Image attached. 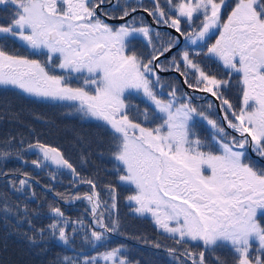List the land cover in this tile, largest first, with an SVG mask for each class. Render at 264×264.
<instances>
[{
    "label": "snow or ice",
    "instance_id": "snow-or-ice-1",
    "mask_svg": "<svg viewBox=\"0 0 264 264\" xmlns=\"http://www.w3.org/2000/svg\"><path fill=\"white\" fill-rule=\"evenodd\" d=\"M105 4L119 15L102 11ZM229 7L225 17L223 10ZM0 10L6 13L0 22V87L63 103L83 118L102 122L110 134L107 154L116 162L111 171L120 184L134 186L126 197L132 211L150 216L172 244L142 235L129 238L164 247L179 264H264V167L248 157L251 149L264 158V0H235L234 6L227 0H151L150 6L143 0H0ZM138 11L177 35L162 34L134 15ZM102 16L122 23L114 26ZM181 38L183 48L169 58ZM139 40L149 49L147 55L135 50ZM10 42L27 54L10 50ZM205 59L218 61L225 75L206 70ZM169 71L187 88L220 101L227 128L239 135H230L204 107L192 103L191 95L164 81L161 74ZM233 76L241 94L238 109L225 96ZM133 96L145 106L133 103ZM197 120L210 126L211 142L197 133ZM76 139L86 142L79 135ZM14 140L0 142V160L15 158L36 169L54 166L90 189L55 196L65 203L87 201L91 224L53 203L47 207L48 222L40 225L41 209L28 203L37 198L30 183L34 178L19 169L0 173L23 177L8 184L24 200L10 201L6 192L0 193V214L6 222L9 217L16 221L12 227L29 244L55 239L71 247L79 238L97 248L114 233L124 235L118 217L113 218V183L103 184L109 194L104 200L97 190L98 173L96 178L83 175L60 147L39 138L21 139L18 147ZM27 152L36 158L25 159ZM87 163L82 153L80 166ZM56 172H49L51 179ZM21 224H27V231ZM219 250H227L231 259ZM101 261L139 264L124 254V245L97 255L58 257L56 264Z\"/></svg>",
    "mask_w": 264,
    "mask_h": 264
},
{
    "label": "rangeland",
    "instance_id": "rangeland-1",
    "mask_svg": "<svg viewBox=\"0 0 264 264\" xmlns=\"http://www.w3.org/2000/svg\"><path fill=\"white\" fill-rule=\"evenodd\" d=\"M5 15L6 13L0 10V22H2V18ZM17 47L18 44L12 45L10 42V50L17 51ZM72 83L76 85L78 81L73 79ZM8 89L17 90L13 88H8ZM23 95L26 94L23 93ZM28 97L29 96L27 95L24 98L25 102L28 101L27 99ZM32 98L35 101L32 102L31 111L30 110L28 111L27 108L21 107V105L15 106V104L9 102L10 103L9 106L11 108L13 107L15 110L18 111L16 112L17 115L14 116V118L19 120L18 121L19 124L20 121H22L21 125H23L22 127H24L23 132H26L31 135H33V133L31 132L30 128L35 131L36 124L39 121V119H37L36 117H40L42 107L45 106V103L47 102L50 103L48 100H41L35 97ZM9 99L12 100L13 98L9 97ZM50 105L53 106L50 107L49 111L45 112L46 113L45 118H41L44 119L45 122H47V125L44 128L40 127V130H37V132L42 135L39 136V139L47 144L60 147L64 151L65 155L74 164L77 165V170L81 171L83 175L95 178V176H97L98 173L99 180L101 181V183L105 184L111 182L116 186L117 199H116L115 209H117V211H120L122 213H120V215L117 216L116 215L117 211H115V209L112 210V212L117 217H119L118 218L119 222L122 221L123 214H126L128 211L132 215L130 216V218L126 220L132 229L140 227L141 225L144 224V222L147 223L148 221L145 218L137 215L132 211L133 205L126 200V197L132 194V192L134 191V186L120 184L116 180V174L113 171H111L113 165L116 162L107 154L110 148V138H109L110 134L108 132H104L100 130L102 128L105 129V127L102 126V122L95 121L94 119L83 118L80 114L71 111V109L68 106L60 102L50 103ZM58 123H60L61 126H58L57 125ZM80 124H82L83 126H81ZM63 128L66 130L65 133ZM0 133L3 134V132ZM77 135L84 137L86 142L81 143L77 141L76 139ZM84 146L90 149V151L92 150L91 155H94V157L90 158L89 154H86L88 157V163L86 165L80 166V161L76 153L82 151ZM99 152H103L104 155L103 156L99 155L98 154ZM35 158H36V153L30 158V160ZM16 164H20V162L17 163L13 162V165ZM103 167H107V168L104 169ZM19 170L20 171L23 170L22 172L25 171L31 172L30 175L33 178H38L35 181L36 182L34 185L35 190L39 192V190L41 189L43 191L52 194L55 197V199L58 200L57 205L60 206L68 216L72 217L73 219L76 218L83 219L86 224L92 223L90 205L88 204L87 201L78 200V201H73L71 203H65L64 201L59 200V198L55 196V192L53 191L52 188L50 187L46 188L45 187L46 185H43L41 183L42 181L43 183L47 184V180H48L54 185H64V190L66 191V192L64 191V193L69 195L90 191L89 187L87 189L84 188L86 185L80 186L82 187L81 189H78L77 187L73 188L70 185V181L72 182V176L66 170H63L61 172H56L54 166L45 169H36L30 163L27 164V166L26 164H24V168H19ZM49 172H56L55 180L51 179ZM16 177H17L16 179L23 178L20 176H16ZM0 178H2V175H0ZM65 182H67L68 185H66ZM97 189L100 191L102 199L104 200L109 199V194L106 190H103V187L97 186ZM68 190L69 192H67ZM14 194L23 195L21 193H14ZM54 203L56 204V201ZM106 217H107V213H106ZM2 218L3 215L0 214V264H50L49 254H52L53 257L52 249L54 250V247L52 245H51L52 249L49 247V245L52 243V240H49L46 243L40 245H31L25 238H23L18 232H16V239L18 243L7 246L8 244H10V240L8 236L4 234L6 230L2 226V222H3ZM9 220L11 221V225H14L16 223V221L11 217H9ZM44 222L45 223L48 222V217L44 220ZM125 223L126 221L125 222L122 221L121 230L124 229L125 227L128 228V224L126 223L127 225H125ZM148 224L153 228L156 227L155 225H153L152 222L151 224L148 222ZM20 228L24 231H27L28 227L27 224H21ZM118 236H119L118 234L115 233L112 234L110 238L106 241L107 245L105 244V246H98L97 248H92L91 246L82 243L80 240H78L79 238H77L74 245L80 247L79 248L80 250L79 251L76 250L73 256L79 255L82 257L80 252L86 254V256L97 255L98 251L103 252L107 249L114 247L117 242L116 240L118 239L117 238ZM60 244L62 243L60 242ZM74 245L68 247L72 248L73 250L75 248ZM136 260L140 261L139 259ZM101 264H104V262L101 261Z\"/></svg>",
    "mask_w": 264,
    "mask_h": 264
},
{
    "label": "flooded vegetation",
    "instance_id": "flooded-vegetation-1",
    "mask_svg": "<svg viewBox=\"0 0 264 264\" xmlns=\"http://www.w3.org/2000/svg\"><path fill=\"white\" fill-rule=\"evenodd\" d=\"M143 3L145 6H150L151 0H143ZM227 3L230 6H234L235 0H227ZM102 11L109 12L112 17H116L119 15L118 10H114L111 5L105 4L101 6ZM230 12V7L225 8L223 10V14L226 17L227 14ZM99 14V12H98ZM137 17H143L145 22L148 24H152L154 28L158 29L162 34L163 33H169L172 36H176L177 34L173 29L168 28L164 25H155L152 21L151 17L147 16V14L143 13L142 11H138L135 13ZM102 19H106V22L109 24H112L114 26H118L120 23H122L119 19H110L107 17H103ZM215 37H213V40L210 42H214ZM183 38H181L180 45L177 46V49H173L172 52L168 53L167 56L170 58L178 49L183 48L184 46ZM194 47V46H193ZM134 48L136 51L141 52L145 55L148 54L149 49L145 47V44L142 40L134 41ZM17 52L21 54H27L23 48H21L19 45L17 47ZM165 58H162V60ZM206 64V70L210 71L211 73L216 74L218 77L225 75V70L222 68V65L219 64L218 61L214 60H208L205 59ZM162 78L164 81L168 83H175L178 89H183L184 92H187L189 95L193 97L192 103L197 105L198 107H204L208 114L213 118L216 119L219 123H222L225 126L226 131L230 135L238 136L239 134L236 133L234 130L227 128V122L223 120L224 111L220 107V101H218L215 97H212L210 93H204L199 91H193L192 89L187 88V86L184 84L183 79L174 71H169L166 73H162ZM238 77L233 76L232 77V84L230 88L225 92V96L232 102L235 108H239L241 103V94L239 90V85L236 83ZM167 98V97H165ZM132 102L135 104H139L141 107L145 106L144 101L137 97H132ZM211 103L214 107L212 109H207V105ZM195 128L197 133L200 135L201 138L208 140L211 142V129L210 126L207 125L206 121H199L197 120L195 123ZM104 132H108V130L105 128H102ZM101 130V129H100ZM109 133V132H108ZM248 157L249 159L256 164L258 167H264V158L258 157L256 154H254L251 149L248 151ZM86 211V210H84ZM117 211V209H115ZM120 211H117L116 215H120ZM132 214L127 211L126 214H123L122 221H126L130 218ZM142 217V216H141ZM150 224L152 222V219L150 216L144 217ZM122 221L120 224L122 225ZM148 222H144L143 225H141L138 228L132 229L131 226L128 224V228L122 229L124 232V235H120L117 237L116 244L114 247L119 245H124V254L130 259L134 261H138L136 259H139V264H179L177 260H175L173 257L169 256L167 251L164 247L160 249H156L151 247L150 244H144L142 241H139L135 238H129V237H135V236H144L147 237L150 241H159L163 245H171L172 241L166 239L163 235L159 233V231L153 227H151ZM125 223V225H127ZM153 223V222H152ZM154 225V224H153ZM107 245V243H106ZM220 255L225 256L227 259L230 260L231 255L226 250H219ZM181 259H184L183 257ZM185 264H190V262L186 261Z\"/></svg>",
    "mask_w": 264,
    "mask_h": 264
},
{
    "label": "trees",
    "instance_id": "trees-1",
    "mask_svg": "<svg viewBox=\"0 0 264 264\" xmlns=\"http://www.w3.org/2000/svg\"><path fill=\"white\" fill-rule=\"evenodd\" d=\"M26 96L27 95H23V93L18 89L17 90H11V89H5L3 87H0V132H3V134L0 133V142H2L5 138L15 137L13 144H15L16 146L19 147L20 146L19 141L21 139L25 140V142L27 143V142H34L36 138H39V136H42L41 134H39L37 132V130H40V127L44 128L47 125V122H45L44 119H41V118H45V116H46L45 112L49 111L50 107L53 106V105H50V103H56V102L49 101L50 103H48V102L45 103V106L42 107L40 119L36 124V129H35L36 132L30 128L31 132L33 133V135H31V134H28L26 132H23L24 127H22L23 125H21L22 121H20V124H19L18 123L19 120L14 118V116L17 115L16 112H18V111L15 110L13 107L11 108L9 106L10 105L9 102H12V104H15V106L21 105V107L27 108L28 111L29 110L31 111L32 102L35 100L29 96L27 98L28 101L25 102L24 98ZM9 97H12L13 99L10 100ZM57 125L61 126L60 123H58ZM80 125L83 126L82 124H80ZM101 130L103 131V129H101ZM65 131L66 130L64 129V133H65ZM26 143L24 146H26ZM96 151H98V150H96ZM82 153L83 154H89L90 158L94 157V155H91L92 150L90 151V149H88L86 146H84L82 151H79L78 153H76L78 158H79V161H80V157H81ZM34 154H35L34 152L25 153L24 154L25 159L30 160V158ZM13 162H16V163L20 162V164L13 165ZM26 166H27V164H26ZM19 168H24V164L18 159L11 158V159H7V160H0V173L11 172V171H14V170L19 169ZM103 168L105 169L107 167H103ZM23 170H25V169H23ZM23 170H21V171H23ZM28 173L30 174L31 172H28ZM16 178L17 177L13 176V175H9V176L2 175V178H0V193L6 192L8 194V196L10 197V201H15V202L19 203L22 200H24V196L14 194L13 191L11 190L10 185L8 184V181H10L12 179H16ZM95 178H96V176H95ZM36 179H38V178H34V181H36ZM30 183H32V187L34 188V185L36 182L30 181ZM41 183L43 185H47L48 187L52 188L55 193L56 192L64 193V191H65L64 185H54L48 180H47V184L43 183L42 181H41ZM65 183H66V185H68L67 182H65ZM100 183H101V181L98 179V184H97L98 187L103 186V183H101V184ZM70 185L73 188L77 187L78 189L82 188L80 186H85V185L74 184L71 181H70ZM88 187L89 186L86 185L84 188L87 189ZM34 190H35V188H34ZM35 192L37 194V198L34 200H29L28 203H29V207H31V208H40L41 209L42 214L36 220V223L43 225V224H45L44 220L48 217V215H47L48 205L53 204L55 201H56V204H58V200H56L52 194H50L46 191H43L41 189L39 190V192L36 190H35ZM67 192H69V190ZM47 197H50V198H47ZM84 206H85V204H84ZM116 217L117 216L114 214L113 218H116ZM2 221L4 222V223L2 222V226L6 230V232L4 234L6 236H8V238L10 240V244H8L7 246L12 245V244H17L18 243L17 239H16V232L17 231L12 227L11 221L9 220L8 222H6L4 220V218H2ZM78 240H80V239H78ZM51 245L54 247V250L51 248ZM49 247L52 249V252H53V257H52V254H49L50 264H56L58 257H63V256H68V255L73 256V254L76 250H78V251L80 250L79 249L80 247H78V246H75V249L72 250V248H69L68 246H64V245L60 244V242L58 240H55V239H52V243L49 245Z\"/></svg>",
    "mask_w": 264,
    "mask_h": 264
}]
</instances>
